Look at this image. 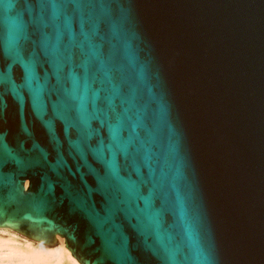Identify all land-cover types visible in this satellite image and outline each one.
I'll return each mask as SVG.
<instances>
[{"label":"water","instance_id":"95a60500","mask_svg":"<svg viewBox=\"0 0 264 264\" xmlns=\"http://www.w3.org/2000/svg\"><path fill=\"white\" fill-rule=\"evenodd\" d=\"M4 226L80 264H264V0H0Z\"/></svg>","mask_w":264,"mask_h":264},{"label":"bare ground","instance_id":"6f19581e","mask_svg":"<svg viewBox=\"0 0 264 264\" xmlns=\"http://www.w3.org/2000/svg\"><path fill=\"white\" fill-rule=\"evenodd\" d=\"M28 184L26 179L25 187ZM0 232L8 234L7 238L0 236V246H6L10 255L19 257L25 264H80L60 235L56 236L57 244L46 245L10 227H0Z\"/></svg>","mask_w":264,"mask_h":264},{"label":"rangeland","instance_id":"374dc122","mask_svg":"<svg viewBox=\"0 0 264 264\" xmlns=\"http://www.w3.org/2000/svg\"><path fill=\"white\" fill-rule=\"evenodd\" d=\"M0 236L2 238H7L8 234L4 232H0ZM0 264H25V263L21 262L19 257L10 255V252L6 246H0Z\"/></svg>","mask_w":264,"mask_h":264}]
</instances>
